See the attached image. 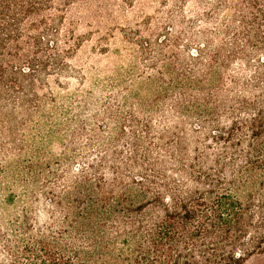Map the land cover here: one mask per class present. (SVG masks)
<instances>
[{
  "label": "trees",
  "instance_id": "1",
  "mask_svg": "<svg viewBox=\"0 0 264 264\" xmlns=\"http://www.w3.org/2000/svg\"><path fill=\"white\" fill-rule=\"evenodd\" d=\"M108 1L0 0V117L10 113L25 126L16 114L32 121L42 112L49 77L67 69L64 55L81 42L67 30L60 51L47 36L59 39L79 4L110 18L100 9ZM186 2L175 14L189 56L167 62L169 80L144 69L142 79L159 84L155 99L140 102L146 117L110 101L115 128L97 125L90 135L82 125L86 141L56 166L27 160L6 168L0 146V178L13 175L7 201L24 204L21 216L0 217V264H244L264 255V0H197L202 14L190 20ZM203 22L209 28L198 30ZM168 34L158 43L162 53L181 43ZM154 48L141 44L148 69L157 66ZM170 112L196 114L192 153L187 137H167L153 124L155 113ZM78 157L83 162L67 182ZM40 193L43 223L35 210Z\"/></svg>",
  "mask_w": 264,
  "mask_h": 264
},
{
  "label": "rangeland",
  "instance_id": "2",
  "mask_svg": "<svg viewBox=\"0 0 264 264\" xmlns=\"http://www.w3.org/2000/svg\"><path fill=\"white\" fill-rule=\"evenodd\" d=\"M182 1L184 0H133L131 5L126 0H109L106 2L107 6L100 9L111 17L103 20L90 16L80 4L77 5V9L61 27L59 39L47 36L51 42L58 41L60 51L64 50L61 40L63 41L67 30H72L74 40L81 42L71 56L64 55L67 69L59 76L49 77L48 86L44 90L49 98L43 100L42 112L35 114L32 121L25 114H16L19 121L25 122V126H15L10 113L0 117V146L6 151L1 162L6 168L16 164L25 165L27 160L46 161L56 166L58 158L64 155L66 158L73 157L75 147L79 152L82 141H86L78 136L82 125L90 135L94 134L97 125L109 124L111 130L115 128V121L112 122L107 113L110 101L119 104L121 112L122 109L133 108L136 114L146 117L147 113L143 111L140 102L155 99L159 84L142 79L144 69V72H148L147 75L154 78L158 76V70L162 71L165 73L164 78L169 80L167 62L176 54H181L182 59L189 56L185 27L175 14ZM186 1L183 4L186 18H196L199 14L197 12L201 11L198 10L197 0ZM172 19L176 20L175 23ZM69 20L73 22L72 25H68ZM199 26L198 30H203L210 25L203 22ZM167 31L179 36L181 43L178 47L173 45L166 48L162 53L157 48L158 43L173 38ZM144 42L155 47L156 69L145 67L148 63L141 54V44ZM193 116L179 117L171 112L163 116L155 113L152 120L155 126L167 132V137L175 131L181 138L187 137L191 142L189 150L192 153L195 141L189 131L198 122L195 113ZM108 135L110 134L107 133ZM15 139L24 146L22 152L15 150ZM79 158L70 163L67 182L76 175L78 165L82 164L83 161ZM12 179L11 174L0 178L2 222L23 214L24 204L7 201V186H12ZM12 190L18 197L25 192L23 187L14 186ZM38 197L40 201L36 203L35 210L39 221L43 223L45 220L42 208L47 203L44 193L38 194ZM244 264H264V255H255Z\"/></svg>",
  "mask_w": 264,
  "mask_h": 264
}]
</instances>
